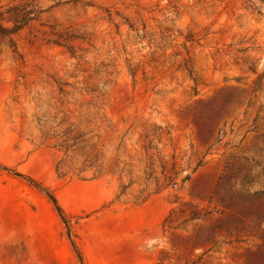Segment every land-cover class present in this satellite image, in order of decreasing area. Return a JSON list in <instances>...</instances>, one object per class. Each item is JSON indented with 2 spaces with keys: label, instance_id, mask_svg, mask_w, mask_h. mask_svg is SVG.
I'll return each mask as SVG.
<instances>
[{
  "label": "rangeland",
  "instance_id": "obj_1",
  "mask_svg": "<svg viewBox=\"0 0 264 264\" xmlns=\"http://www.w3.org/2000/svg\"><path fill=\"white\" fill-rule=\"evenodd\" d=\"M261 189L264 0H0V264H264Z\"/></svg>",
  "mask_w": 264,
  "mask_h": 264
},
{
  "label": "trees",
  "instance_id": "obj_2",
  "mask_svg": "<svg viewBox=\"0 0 264 264\" xmlns=\"http://www.w3.org/2000/svg\"><path fill=\"white\" fill-rule=\"evenodd\" d=\"M252 195H253V200L260 202L264 198V189L256 190V191H254V193ZM221 202L224 203L223 199ZM225 204L226 205L228 204L230 206L229 203H225ZM254 221H256V224L259 223L260 225H262L264 223V216H261V218L255 217Z\"/></svg>",
  "mask_w": 264,
  "mask_h": 264
}]
</instances>
